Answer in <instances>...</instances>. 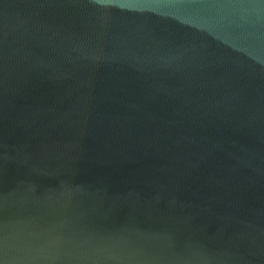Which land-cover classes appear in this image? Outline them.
<instances>
[{
	"label": "water",
	"instance_id": "95a60500",
	"mask_svg": "<svg viewBox=\"0 0 264 264\" xmlns=\"http://www.w3.org/2000/svg\"><path fill=\"white\" fill-rule=\"evenodd\" d=\"M0 264H264V0H0Z\"/></svg>",
	"mask_w": 264,
	"mask_h": 264
}]
</instances>
